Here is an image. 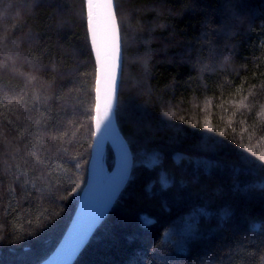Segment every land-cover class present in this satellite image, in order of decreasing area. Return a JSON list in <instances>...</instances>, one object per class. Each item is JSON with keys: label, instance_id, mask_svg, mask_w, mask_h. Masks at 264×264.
<instances>
[{"label": "trees", "instance_id": "16d2710c", "mask_svg": "<svg viewBox=\"0 0 264 264\" xmlns=\"http://www.w3.org/2000/svg\"><path fill=\"white\" fill-rule=\"evenodd\" d=\"M115 5L134 163L73 264H264V0ZM95 81L85 0H0V264L41 263L70 224Z\"/></svg>", "mask_w": 264, "mask_h": 264}, {"label": "water", "instance_id": "95a60500", "mask_svg": "<svg viewBox=\"0 0 264 264\" xmlns=\"http://www.w3.org/2000/svg\"><path fill=\"white\" fill-rule=\"evenodd\" d=\"M86 13L89 39L96 64L97 79V59L96 49L103 50L108 38L110 23L108 18L107 0H94L92 8V20L89 24L87 0ZM113 8L116 13L115 0ZM117 19V15H116ZM117 26L120 36V69L117 74V86L113 99L110 119L102 126L99 133L93 135L91 156L88 164V176L85 189L80 197L75 214L68 225L63 237L52 253L39 264H73L82 249L90 240L96 228L102 223L111 211L113 205L123 191L131 176L133 169V156L127 141L122 135L115 120V108L118 99L119 84L122 72V42L120 28L117 19ZM95 35L96 47H93V36ZM100 112L96 113L94 107L93 127L95 131V117H103L105 111L103 73H100ZM96 81H95V106H96ZM107 144H110L115 155V162L111 174L101 188L97 187L98 166L102 159L105 160Z\"/></svg>", "mask_w": 264, "mask_h": 264}, {"label": "snow or ice", "instance_id": "6c2138e0", "mask_svg": "<svg viewBox=\"0 0 264 264\" xmlns=\"http://www.w3.org/2000/svg\"><path fill=\"white\" fill-rule=\"evenodd\" d=\"M94 0H87L89 24L92 20V8ZM108 9V18L110 23V29L108 38L104 44L103 50L96 49L97 59V79H96V106L95 111L97 114L100 112V91H101V78L100 73H103V86H104V103L105 111L103 117L97 115L95 117V131L93 135L101 132L102 126L110 119V114L113 107V99L117 86V74L120 69V36L117 26L116 13L113 8V0H107L106 3ZM93 47H96L95 35L93 36ZM264 161V157L260 158ZM264 167V164H261Z\"/></svg>", "mask_w": 264, "mask_h": 264}, {"label": "bare ground", "instance_id": "6f19581e", "mask_svg": "<svg viewBox=\"0 0 264 264\" xmlns=\"http://www.w3.org/2000/svg\"><path fill=\"white\" fill-rule=\"evenodd\" d=\"M105 161L102 159L98 166V176H97V187L101 188L105 179H106V172H105Z\"/></svg>", "mask_w": 264, "mask_h": 264}, {"label": "rangeland", "instance_id": "374dc122", "mask_svg": "<svg viewBox=\"0 0 264 264\" xmlns=\"http://www.w3.org/2000/svg\"><path fill=\"white\" fill-rule=\"evenodd\" d=\"M105 172H106V179L104 181V183L107 181V179L109 178L110 174H111V169L108 168L107 164H106V161H105Z\"/></svg>", "mask_w": 264, "mask_h": 264}]
</instances>
